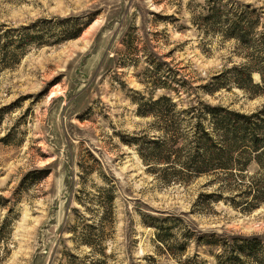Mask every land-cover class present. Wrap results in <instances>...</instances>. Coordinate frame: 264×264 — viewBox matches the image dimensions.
Wrapping results in <instances>:
<instances>
[{
    "label": "rangeland",
    "instance_id": "rangeland-1",
    "mask_svg": "<svg viewBox=\"0 0 264 264\" xmlns=\"http://www.w3.org/2000/svg\"><path fill=\"white\" fill-rule=\"evenodd\" d=\"M243 8L257 41L264 0H0V264H219L220 241L264 245V202L138 152L161 134L139 109L165 94L177 112L264 108L232 81L207 90L245 63L223 32Z\"/></svg>",
    "mask_w": 264,
    "mask_h": 264
},
{
    "label": "trees",
    "instance_id": "trees-1",
    "mask_svg": "<svg viewBox=\"0 0 264 264\" xmlns=\"http://www.w3.org/2000/svg\"><path fill=\"white\" fill-rule=\"evenodd\" d=\"M235 16L224 21V37L235 40L247 49L245 63L222 74L207 87L212 93L225 88L229 81L250 95L264 94V36L254 40L257 21L248 8L235 10ZM207 25L220 23L216 13L205 17ZM87 24L72 29L68 39L77 38ZM35 38L40 39L35 35ZM20 56L13 55L16 63ZM259 76L254 83L252 74ZM142 117L151 116L160 124V136L138 150L144 161L151 160L156 171L166 175L220 177L229 191L238 192L245 208L256 209L264 202V108L244 115L223 107L200 103L197 107L176 111V104L167 94L139 109ZM180 116H183L181 119ZM262 173L247 176L251 165ZM239 182L236 185L233 183ZM237 195V196H238ZM161 229V228H160ZM161 241L163 239L158 237ZM85 244L92 246L88 239ZM219 264H264V245L260 239L232 237L220 241Z\"/></svg>",
    "mask_w": 264,
    "mask_h": 264
}]
</instances>
